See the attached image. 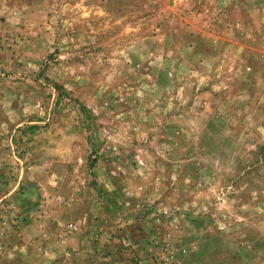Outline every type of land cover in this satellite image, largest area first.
<instances>
[{"label": "rangeland", "instance_id": "374dc122", "mask_svg": "<svg viewBox=\"0 0 264 264\" xmlns=\"http://www.w3.org/2000/svg\"><path fill=\"white\" fill-rule=\"evenodd\" d=\"M0 264H264V0H0Z\"/></svg>", "mask_w": 264, "mask_h": 264}]
</instances>
